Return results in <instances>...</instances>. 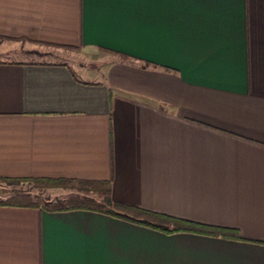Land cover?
Wrapping results in <instances>:
<instances>
[{"label": "crops", "instance_id": "obj_1", "mask_svg": "<svg viewBox=\"0 0 264 264\" xmlns=\"http://www.w3.org/2000/svg\"><path fill=\"white\" fill-rule=\"evenodd\" d=\"M0 176L239 235L0 205V264H264V0H0Z\"/></svg>", "mask_w": 264, "mask_h": 264}, {"label": "trees", "instance_id": "obj_2", "mask_svg": "<svg viewBox=\"0 0 264 264\" xmlns=\"http://www.w3.org/2000/svg\"><path fill=\"white\" fill-rule=\"evenodd\" d=\"M0 182H3L7 185H17L24 184L27 182H32L36 185H40L44 188H66L77 186L80 187L82 184L87 183V181H82L78 179H65V178H17V177H4L0 176ZM103 185V183H101ZM106 190L108 187L104 185ZM26 194L24 192L16 193L6 199H0L1 206H19V207H37L42 208L46 211H65L72 209H89L95 206H89L82 202V200L70 198L67 200L55 199L52 202L47 200L46 203H40L38 201H33L27 199ZM104 202L107 205V208L97 207V210L103 213L110 214L112 216L122 218L134 223H139L142 225H146L152 228H157L163 230L165 232H174V231H191V232H199L206 233L210 235H220L226 237H235L239 238L238 232L232 228L226 227H217L204 225L199 223L190 222L183 219L174 218L169 215H164L160 213H155L151 211H147L138 207H134L131 205H126L119 202L111 201L110 198H104ZM162 221V223H161ZM173 222L177 223L179 226L168 229L164 226V223Z\"/></svg>", "mask_w": 264, "mask_h": 264}, {"label": "rangeland", "instance_id": "obj_3", "mask_svg": "<svg viewBox=\"0 0 264 264\" xmlns=\"http://www.w3.org/2000/svg\"><path fill=\"white\" fill-rule=\"evenodd\" d=\"M64 51H65V55L61 56V60L64 61L65 63L69 64V66H71V68H73L75 73H77V75H79V76L85 75L87 70L95 68L97 65L95 63V60L91 59L92 53L84 52L81 49L64 50ZM85 185H87V183L82 184L81 188L77 187V186L66 187V188H71V189L78 190V191L80 189L86 190L88 188ZM102 190H103V188H102ZM50 191L51 190L49 188H44V187H42L40 185H36L32 182H27L24 184H17V185H7L3 182H0V199H6L7 197H10V196H12L16 193H19V192L20 193L21 192L26 193V194H22V195H26L27 199H30L33 201H38L40 203H46L47 200L49 202H52L55 199L64 200L65 198L67 199L69 197V196H60L59 197L56 194H52ZM89 192H86L83 194V195H88V196H83V198H82L83 203H85L89 206L107 208V205H106V203H104V200L101 198H100V200H98V197H97L99 194H101L103 196V193L96 192L95 190H92ZM94 199L98 200L99 202L97 203Z\"/></svg>", "mask_w": 264, "mask_h": 264}]
</instances>
